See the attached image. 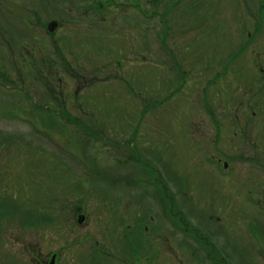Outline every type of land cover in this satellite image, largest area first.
Listing matches in <instances>:
<instances>
[{"label": "rangeland", "instance_id": "rangeland-1", "mask_svg": "<svg viewBox=\"0 0 264 264\" xmlns=\"http://www.w3.org/2000/svg\"><path fill=\"white\" fill-rule=\"evenodd\" d=\"M83 1L0 0V264H264V0Z\"/></svg>", "mask_w": 264, "mask_h": 264}, {"label": "trees", "instance_id": "trees-1", "mask_svg": "<svg viewBox=\"0 0 264 264\" xmlns=\"http://www.w3.org/2000/svg\"><path fill=\"white\" fill-rule=\"evenodd\" d=\"M71 1H73L72 3H74V1H76V0H71ZM77 1H83V0H77ZM84 7L87 9V10H92L93 8H95L96 10H100V6H99V4L96 2H94L93 0H84L83 1V5H82V8L84 9ZM249 41V40H248ZM160 195H161V197L163 198V199H167V196L165 195V192L160 188ZM36 215V212H35V214H34V216ZM164 215L166 216V217H170V213H169V211H168V208H167V210H164ZM38 217V216H37ZM36 219H38V220H41V221H45L46 222V219L45 218H36ZM145 220L146 222L148 221V218L147 217H145V215L144 214H142V216H141V220ZM178 225V224H177ZM180 226V225H179ZM141 229L143 230V225H142V227H141ZM135 235H137V236H139V233L137 232V231H134L133 232Z\"/></svg>", "mask_w": 264, "mask_h": 264}, {"label": "flooded vegetation", "instance_id": "flooded-vegetation-1", "mask_svg": "<svg viewBox=\"0 0 264 264\" xmlns=\"http://www.w3.org/2000/svg\"><path fill=\"white\" fill-rule=\"evenodd\" d=\"M215 93L217 94V91H215ZM224 167V166H223ZM143 228L145 229L146 228V226H143ZM207 239H208V237H207ZM209 241V240H208ZM210 242V246H209V248L210 249H213V251L215 252V254L217 255V257H218V260L217 261H219V262H221V263H224V258H225V255H224V251H227L228 252V250H225L223 247H221L220 245H218V249L217 250H214V246H213V244H212V242L211 241H209ZM225 246V245H224ZM205 248V247H204ZM206 249V248H205ZM224 250V251H223ZM221 253V254H220ZM53 259V262H54V264H56V253L55 252H53V253H51L50 255H49V258H47L45 261H42L41 262V264H47L48 263V261L50 260V259ZM210 262V264H214L213 262H211V261H209Z\"/></svg>", "mask_w": 264, "mask_h": 264}, {"label": "water", "instance_id": "water-1", "mask_svg": "<svg viewBox=\"0 0 264 264\" xmlns=\"http://www.w3.org/2000/svg\"><path fill=\"white\" fill-rule=\"evenodd\" d=\"M54 26H55V22L54 21H50L47 24V29L48 30H52L54 28ZM81 219H82V216L77 219V222H80ZM47 264H53V259L51 258Z\"/></svg>", "mask_w": 264, "mask_h": 264}]
</instances>
